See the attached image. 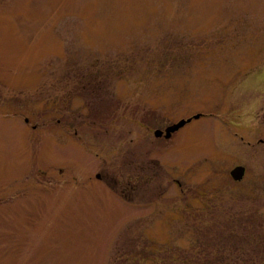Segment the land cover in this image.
I'll use <instances>...</instances> for the list:
<instances>
[{"label": "rangeland", "instance_id": "obj_1", "mask_svg": "<svg viewBox=\"0 0 264 264\" xmlns=\"http://www.w3.org/2000/svg\"><path fill=\"white\" fill-rule=\"evenodd\" d=\"M0 264H264V0H0Z\"/></svg>", "mask_w": 264, "mask_h": 264}, {"label": "water", "instance_id": "obj_2", "mask_svg": "<svg viewBox=\"0 0 264 264\" xmlns=\"http://www.w3.org/2000/svg\"><path fill=\"white\" fill-rule=\"evenodd\" d=\"M200 115L193 116V119H198ZM192 119L188 118L187 120H180L179 122L168 126L164 131L161 130H155L154 136L156 138H159L163 135L165 139H169L171 137V134L178 131L181 127L189 123ZM230 176L232 180L234 181H240L244 177L245 174V168L243 166H236L230 171Z\"/></svg>", "mask_w": 264, "mask_h": 264}, {"label": "flooded vegetation", "instance_id": "obj_3", "mask_svg": "<svg viewBox=\"0 0 264 264\" xmlns=\"http://www.w3.org/2000/svg\"><path fill=\"white\" fill-rule=\"evenodd\" d=\"M184 126H185V125H184ZM184 126H183V127H184ZM181 128H182V127H181ZM181 128H180V129H181ZM180 129H179V130H180ZM176 132H177V131H176ZM163 138H164V137H163ZM157 139H161V137H159V138H157ZM164 139H165V138H164ZM96 176L99 178V174H97Z\"/></svg>", "mask_w": 264, "mask_h": 264}]
</instances>
